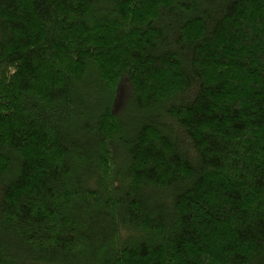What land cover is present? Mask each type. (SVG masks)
<instances>
[{
  "label": "trees",
  "instance_id": "16d2710c",
  "mask_svg": "<svg viewBox=\"0 0 264 264\" xmlns=\"http://www.w3.org/2000/svg\"><path fill=\"white\" fill-rule=\"evenodd\" d=\"M0 264H264V0H0Z\"/></svg>",
  "mask_w": 264,
  "mask_h": 264
}]
</instances>
